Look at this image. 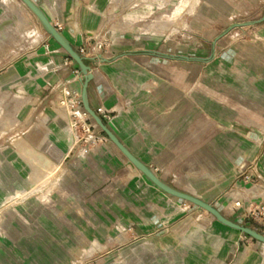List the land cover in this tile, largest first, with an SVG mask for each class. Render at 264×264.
Listing matches in <instances>:
<instances>
[{
    "label": "crops",
    "instance_id": "0c3cea01",
    "mask_svg": "<svg viewBox=\"0 0 264 264\" xmlns=\"http://www.w3.org/2000/svg\"><path fill=\"white\" fill-rule=\"evenodd\" d=\"M33 1L78 52L91 35L111 32V53L90 59V105L104 109L111 130L163 182L248 225L227 191L254 163L264 173V0H199L194 8L181 0ZM251 21L259 22L229 31ZM173 28L194 46L169 43ZM40 36L36 49L0 69L2 87L25 80L29 57L52 61L39 102L15 128L18 143L0 153V264H69L88 230L83 203L97 232L111 227L102 223L105 214L123 217L127 243L174 224L183 231L201 217L207 230L181 239L207 241V264H264L254 243L242 250L243 233L200 207L177 209L181 221L169 220L177 214L171 195L111 141L85 159L75 153L67 116L56 107L81 93L80 68L50 35ZM107 198L118 200L113 211L101 208Z\"/></svg>",
    "mask_w": 264,
    "mask_h": 264
},
{
    "label": "rangeland",
    "instance_id": "374dc122",
    "mask_svg": "<svg viewBox=\"0 0 264 264\" xmlns=\"http://www.w3.org/2000/svg\"><path fill=\"white\" fill-rule=\"evenodd\" d=\"M40 33L47 32L21 0H0V69L25 54L27 56L29 54L27 52L36 49L40 44ZM178 38L179 40L172 38L173 40H168V42L184 47L194 46L192 41L185 40L182 36ZM90 52H93L92 46H90ZM92 57L94 56L87 58L92 59ZM48 58L50 57L48 56ZM27 62L28 72L25 80H18L0 87V153L2 155L9 154L11 145L18 143L14 136L15 128L25 122L32 106L39 102V96L43 93L41 82L51 76L52 61L50 59L45 62L44 57H29ZM56 108L66 114L68 119L67 132L74 131V146L77 148L75 153L83 154V159L96 148L104 147L107 142L108 145L110 144L109 138L89 114H87V125H85L84 120L82 124L79 117L71 116L74 109L68 104L67 99L61 101ZM80 108H83V112L85 111L84 107L81 106ZM28 154L29 158H34L31 152ZM36 158L42 159L44 157L37 156ZM52 170L50 172L53 173ZM48 184L49 180L46 179L44 185L47 187ZM46 187L44 188L45 193L49 190ZM169 199L171 201L169 208L175 210L172 213H177L168 216L171 221L176 218L179 219L182 212L181 210L177 212V209L198 207L174 196H169ZM117 202L118 200L107 198L100 201L101 208L106 205L107 208L104 209L113 211L117 207ZM85 205L86 203H83V227L88 230H83V247H77L74 250L72 261L69 264H207L211 257V249L203 246L207 245V241L189 240L187 242L181 239L182 234L183 238L187 235L190 236L194 229L207 230V225H204L201 217H191L190 221L184 225L183 231L176 228L174 224L173 229L168 233L164 232L148 239L137 237L127 243L130 232L127 231L126 221L123 217L105 214L102 217V223L106 226L109 224L111 227L106 228L104 226L106 230L97 232L93 229L96 217L86 212ZM205 213L209 215V212ZM197 220L200 221L196 222ZM247 226L257 225L255 221L250 220ZM242 235L244 239L242 240V250L248 249L247 247H250L249 242H252L255 246L251 247L261 257H264V243L258 242L250 236L244 238V234ZM218 257L220 258L221 255Z\"/></svg>",
    "mask_w": 264,
    "mask_h": 264
},
{
    "label": "water",
    "instance_id": "95a60500",
    "mask_svg": "<svg viewBox=\"0 0 264 264\" xmlns=\"http://www.w3.org/2000/svg\"><path fill=\"white\" fill-rule=\"evenodd\" d=\"M21 1L36 16V18L42 24L46 32L59 44L60 47H62L67 52L68 56L77 63L82 74V78L79 81L81 83V99L84 110L87 114L90 115V117L95 121L96 125L100 127V129L109 138V140L123 153V155L126 157V159L131 165L140 170L157 187H159L169 195L195 204L196 206L208 211L222 224L232 229L238 230L241 233L246 234L261 243H264L263 233L259 232L253 227L240 224L227 218L215 205L208 203L191 194L179 191L173 188L172 186L168 185L167 183L163 182L147 165H145L133 153H131V151L122 143V141L111 130V128L104 122L103 117H101V115L90 105L88 98V88L90 82L94 78V75L92 73V67L90 65L91 60L81 55L76 49L73 48V46L67 41L63 34L58 30V28L51 22L45 12L33 0ZM258 22L259 21H251L243 24H236L230 27L229 31L235 27L253 25Z\"/></svg>",
    "mask_w": 264,
    "mask_h": 264
},
{
    "label": "built area",
    "instance_id": "2783aa9c",
    "mask_svg": "<svg viewBox=\"0 0 264 264\" xmlns=\"http://www.w3.org/2000/svg\"><path fill=\"white\" fill-rule=\"evenodd\" d=\"M171 34L175 40H179L178 37L180 36L183 37L182 30L179 28H173ZM114 44L115 40L111 32L105 31L91 35L90 39H86L79 53L85 57L110 54ZM90 46H92L93 54L90 52ZM81 78L82 74L78 69L76 70V79L80 80ZM68 104L74 109L71 116L79 117L82 124L84 120L85 125H87V113L86 111L83 112V108H80L83 107L81 93H73ZM97 112L104 117L107 116L103 108H99ZM227 195L230 197L234 213H237L243 220H252L264 226V173L256 163L252 165L249 172L241 171L238 174L237 179L227 191Z\"/></svg>",
    "mask_w": 264,
    "mask_h": 264
},
{
    "label": "bare ground",
    "instance_id": "6f19581e",
    "mask_svg": "<svg viewBox=\"0 0 264 264\" xmlns=\"http://www.w3.org/2000/svg\"><path fill=\"white\" fill-rule=\"evenodd\" d=\"M198 1L199 0H181V6L188 4L190 7L194 8V6L198 3ZM69 135H70L69 137H70L71 146L74 147V143H75L74 131H72L71 134Z\"/></svg>",
    "mask_w": 264,
    "mask_h": 264
},
{
    "label": "trees",
    "instance_id": "16d2710c",
    "mask_svg": "<svg viewBox=\"0 0 264 264\" xmlns=\"http://www.w3.org/2000/svg\"><path fill=\"white\" fill-rule=\"evenodd\" d=\"M103 120H104V122L107 124L106 120H105V119H103Z\"/></svg>",
    "mask_w": 264,
    "mask_h": 264
}]
</instances>
